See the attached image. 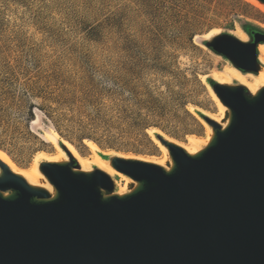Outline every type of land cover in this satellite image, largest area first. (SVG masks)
<instances>
[{
	"label": "rangeland",
	"instance_id": "rangeland-1",
	"mask_svg": "<svg viewBox=\"0 0 264 264\" xmlns=\"http://www.w3.org/2000/svg\"><path fill=\"white\" fill-rule=\"evenodd\" d=\"M248 25L264 31L251 0H0V149L27 169L57 154L52 131L86 157L87 141L106 159H160L158 135L190 145L218 110L209 80L234 66L205 35Z\"/></svg>",
	"mask_w": 264,
	"mask_h": 264
},
{
	"label": "water",
	"instance_id": "water-1",
	"mask_svg": "<svg viewBox=\"0 0 264 264\" xmlns=\"http://www.w3.org/2000/svg\"><path fill=\"white\" fill-rule=\"evenodd\" d=\"M247 33L206 45L257 73L264 31ZM211 87L227 124L203 115L213 134L193 154L158 135L169 169L110 157L135 181L123 194L104 170H81L65 147L70 160L40 163L53 192L0 160V264H264V86Z\"/></svg>",
	"mask_w": 264,
	"mask_h": 264
},
{
	"label": "bare ground",
	"instance_id": "bare-ground-1",
	"mask_svg": "<svg viewBox=\"0 0 264 264\" xmlns=\"http://www.w3.org/2000/svg\"><path fill=\"white\" fill-rule=\"evenodd\" d=\"M255 4L259 5L261 8L264 9V3H262L259 0H251ZM212 31V30H211ZM209 32L205 36L207 39L212 38L215 36V32ZM236 33V32H235ZM240 37L243 41H247V35L245 33H241ZM258 49V59L264 64V43H260L257 47ZM213 79L217 81L218 83L221 84H230V81L232 78L236 79L239 81V83L244 84L250 91L251 93H256L262 86H264V67H261L260 70L257 72V74H252L250 72L248 73H243L234 66L227 64L223 70L221 71H215L214 74L212 75ZM210 90L212 92V97L213 100L217 106V112H210L208 110H202V113H204L206 116L216 120L217 122L221 123L222 126H225L228 121V117H226V111L228 110L227 106L224 105L211 85L209 84ZM206 126V135L203 138H199L197 136H191L190 141L191 144L186 145L183 144L177 140L174 139H169L167 140L172 141L184 149H186L187 152L190 154L196 153L200 149H202L205 145H207L208 141L210 140L212 134H213V128L210 124L207 122H204ZM45 137L50 140L55 142V147L57 148V154L56 155H48L46 153H40L36 160L32 163V165L27 168V169H21L19 168L14 162L13 159L10 158V156L0 149V160L6 163L9 168L18 174H21L30 184L36 185V186H42L47 188L50 192H53V187L52 185L47 181L45 175L42 173L40 170V163L42 161H50V162H56V161H62V160H70V157L66 150L64 148L62 149L61 145L57 141L58 135L56 132H48V134L45 135ZM158 147L160 151L162 152V157L160 159H148L139 156H129L124 155V154H115L116 156L124 157V158H136L144 161H150V162H155L157 164H160L164 166L165 168L169 169L168 163H172L169 149L168 147L163 143L158 141ZM68 150L78 159V161L81 164V170L84 171H90L92 170L91 165L94 164L97 168L104 170L107 172L113 180L116 181V184L118 185V180L116 177H120L122 180L125 181V185L135 183V181L127 176L126 174L118 171L113 165L111 164L110 159H106L99 155L98 153L95 152L96 145L92 141H87L86 144L93 149V154L90 157H86L82 155L74 145L68 143L67 141L64 142ZM154 158V157H153ZM121 181V180H120ZM115 183V182H114ZM121 183V182H120ZM122 186V185H121ZM120 186V187H121ZM129 190H126V187L123 186L120 188L116 193L118 194H123L125 192H128Z\"/></svg>",
	"mask_w": 264,
	"mask_h": 264
},
{
	"label": "trees",
	"instance_id": "trees-1",
	"mask_svg": "<svg viewBox=\"0 0 264 264\" xmlns=\"http://www.w3.org/2000/svg\"><path fill=\"white\" fill-rule=\"evenodd\" d=\"M244 28H245V30H246L247 32H249L250 29H251V28H254V27H252L251 25H248V26H245ZM209 82H210V84H215V83H216V82L213 81V80H209Z\"/></svg>",
	"mask_w": 264,
	"mask_h": 264
}]
</instances>
